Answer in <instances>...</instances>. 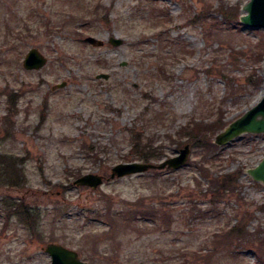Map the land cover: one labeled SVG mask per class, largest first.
<instances>
[{
	"label": "rangeland",
	"instance_id": "rangeland-1",
	"mask_svg": "<svg viewBox=\"0 0 264 264\" xmlns=\"http://www.w3.org/2000/svg\"><path fill=\"white\" fill-rule=\"evenodd\" d=\"M247 1L0 0V155L23 158L24 179L19 186L0 179V264H50L48 242L73 248L88 264H259L255 244L218 242L241 221L250 232L264 230V184L245 172L264 155V134L215 144L206 157L211 172L242 169L235 192L215 204L203 195L202 149L191 145L178 169L105 179L95 189L74 185L69 174L109 178L113 165L137 161L130 130L163 146L158 163L188 143L167 136L190 117L209 121L221 112L229 124L254 105L263 91L255 80L264 29L239 22ZM208 4H223L237 19L228 27L216 13L189 23ZM210 27L216 31L206 37ZM88 35L103 45L87 43ZM111 36L123 43L112 46ZM32 47L47 58L38 70L22 67ZM11 92L17 109L6 119ZM20 200L35 216V233L21 210L5 219L4 203ZM137 201L163 210L156 222L105 216Z\"/></svg>",
	"mask_w": 264,
	"mask_h": 264
},
{
	"label": "trees",
	"instance_id": "trees-1",
	"mask_svg": "<svg viewBox=\"0 0 264 264\" xmlns=\"http://www.w3.org/2000/svg\"><path fill=\"white\" fill-rule=\"evenodd\" d=\"M216 13L221 15V20L218 22V24L221 25L224 24L229 27L230 24L235 21V18L237 19L231 10L224 8L223 4H219L218 8H212V5L208 4L203 7L201 13H195L189 20V23L198 25L200 24V20L206 21L207 18H210L211 15ZM212 29L213 32L216 31L215 27H210V30L205 33L206 37L207 35L209 37L214 35L215 32L213 33L211 31ZM158 69L160 72L165 74L164 68L160 67ZM225 82L227 86L230 85V81L228 78L226 79V77ZM261 83H263V78L261 75H258L255 80V85ZM231 87H233L232 84ZM16 95L17 94L15 92H11L10 94L11 101L7 107V116L4 117L6 119L8 116L13 115L16 112L17 107L15 105V100L12 98ZM41 122H43V116L41 117ZM41 122L38 125H40ZM226 124L227 122L224 120L221 112H217L215 118L209 121L190 117L189 120L184 125L180 126L174 134H168L167 136L171 142L178 143L182 139H185L186 142H188L192 147H200L202 149L201 156L203 160L199 162L198 169L201 176L206 180L207 183L203 195H210V200L208 202L210 203L211 201L213 204L224 198L227 194H233L235 192L238 185V180L242 173V169H237L231 172H211L210 163H206V157L208 154L211 152L213 153L218 148L211 142L212 137ZM129 143L131 146L130 153L132 155V160L152 162L154 160H158L163 154V146L154 145V138L149 135H145L140 131L130 130ZM90 149H92V147ZM22 159L23 158H15L14 156L4 157L2 159L0 155V179H3L4 183L10 186H19L23 183L24 179L22 172L19 168H17L18 163H23ZM69 174L74 178L81 175L80 172H69ZM140 202L141 201H137L134 203L133 206L124 213L116 212L115 215L112 212L110 213V209L108 208L106 209V212H104L105 216H107V218L112 221L113 218H115L114 216L121 214L125 222H128V224L137 220L156 222L159 214L163 210L152 204H150L148 207L141 205V207L138 208ZM4 204L6 209L5 219H7L10 214L16 213L17 211L20 212L21 210L25 213V218H27V224L30 231L35 233V216L32 211L26 207L22 200L19 202L10 201ZM260 209L264 211V204L260 206ZM209 211V208L205 210L197 208L198 215L202 217L209 214ZM241 222L235 223L232 226H228V230L225 233H222L220 236V242L218 243L222 245L237 244L239 246L242 245L243 247H250V245L253 246L255 244L253 247L256 248L255 254L257 256V262L261 264L264 262V230L257 228L250 232L247 230V224ZM111 231H114V228H111L110 231L108 229V235ZM215 252L216 251L213 248L210 254Z\"/></svg>",
	"mask_w": 264,
	"mask_h": 264
},
{
	"label": "water",
	"instance_id": "water-1",
	"mask_svg": "<svg viewBox=\"0 0 264 264\" xmlns=\"http://www.w3.org/2000/svg\"><path fill=\"white\" fill-rule=\"evenodd\" d=\"M245 13L239 15V21L253 28L264 29V0H248L241 6ZM84 40L93 45L101 46L103 41L94 36H85ZM108 42L112 46H119L123 39L111 36ZM47 62V58L36 48H30L22 59V66L26 70H38ZM107 78V74H97L96 78ZM263 91L261 98L235 120L227 124L216 133L212 140L218 146H223L243 134H264V64L262 67ZM61 85V84H60ZM63 85V84H62ZM191 152L190 144L186 143L175 156L165 158L158 163L144 161L120 162L111 167L109 178L97 173H85L73 180L76 186H87L95 189L103 184L105 179L121 178L133 174L143 173L150 169H178L187 163ZM252 180L264 184V155L252 167L245 171ZM43 251L50 257V264H88L78 251L57 242H48Z\"/></svg>",
	"mask_w": 264,
	"mask_h": 264
}]
</instances>
